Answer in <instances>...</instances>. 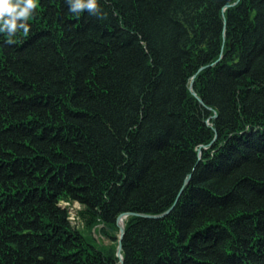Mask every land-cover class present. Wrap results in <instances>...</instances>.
Instances as JSON below:
<instances>
[{
    "label": "trees",
    "instance_id": "1",
    "mask_svg": "<svg viewBox=\"0 0 264 264\" xmlns=\"http://www.w3.org/2000/svg\"><path fill=\"white\" fill-rule=\"evenodd\" d=\"M96 4L0 32V264H264V0Z\"/></svg>",
    "mask_w": 264,
    "mask_h": 264
},
{
    "label": "clouds",
    "instance_id": "2",
    "mask_svg": "<svg viewBox=\"0 0 264 264\" xmlns=\"http://www.w3.org/2000/svg\"><path fill=\"white\" fill-rule=\"evenodd\" d=\"M69 3L73 11L83 9L92 13L98 11L96 0H69ZM34 8L35 0H0V32L7 30L8 34L11 35L18 28L27 32L28 26L25 21Z\"/></svg>",
    "mask_w": 264,
    "mask_h": 264
},
{
    "label": "water",
    "instance_id": "3",
    "mask_svg": "<svg viewBox=\"0 0 264 264\" xmlns=\"http://www.w3.org/2000/svg\"><path fill=\"white\" fill-rule=\"evenodd\" d=\"M203 68H205V66L199 67L198 70H202ZM194 76L195 75H193L191 80L189 81L188 89L191 92V94L196 97L197 101L202 104V100L196 95V93L194 92L193 87H192L193 86V78H194ZM215 116H216V113L213 114V117H215ZM205 122H206V124H209L208 120H206ZM204 147H205L204 145H200L197 148L198 155H200L201 149L204 148ZM189 178H190V175H188L185 178V180L183 182V186H185L188 183ZM170 209H167L163 213H159V214H156V215L140 214V213H136V212H123V213H120L117 216L116 225L118 227V233L116 235L117 236L116 257L118 258L120 263H122V261H123V258H122V255H121V248H122L121 241H122V237H123V233H124V219L127 216H130V215L141 216V217H146V218H158V217H161V216L165 215L166 213H168V211ZM119 221H121V225L119 224Z\"/></svg>",
    "mask_w": 264,
    "mask_h": 264
},
{
    "label": "rangeland",
    "instance_id": "4",
    "mask_svg": "<svg viewBox=\"0 0 264 264\" xmlns=\"http://www.w3.org/2000/svg\"><path fill=\"white\" fill-rule=\"evenodd\" d=\"M63 206L67 208L68 218L73 227H76L77 229L82 230L86 235L93 237L94 240L96 241H100L104 243L108 242V241H105L104 238L99 237V235L95 232V230L92 229L91 233L86 231L84 218L80 214V211L82 210L83 207L78 202H75V201L67 202V203H64Z\"/></svg>",
    "mask_w": 264,
    "mask_h": 264
},
{
    "label": "bare ground",
    "instance_id": "5",
    "mask_svg": "<svg viewBox=\"0 0 264 264\" xmlns=\"http://www.w3.org/2000/svg\"><path fill=\"white\" fill-rule=\"evenodd\" d=\"M64 203H67V202H64ZM64 203H63V204H64ZM65 206H66V205H65ZM119 224L121 225V221H119Z\"/></svg>",
    "mask_w": 264,
    "mask_h": 264
}]
</instances>
